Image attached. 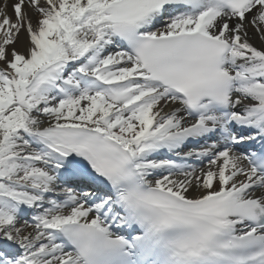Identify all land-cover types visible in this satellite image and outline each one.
I'll list each match as a JSON object with an SVG mask.
<instances>
[{
  "label": "snow or ice",
  "instance_id": "obj_1",
  "mask_svg": "<svg viewBox=\"0 0 264 264\" xmlns=\"http://www.w3.org/2000/svg\"><path fill=\"white\" fill-rule=\"evenodd\" d=\"M0 264H264V0H0Z\"/></svg>",
  "mask_w": 264,
  "mask_h": 264
}]
</instances>
